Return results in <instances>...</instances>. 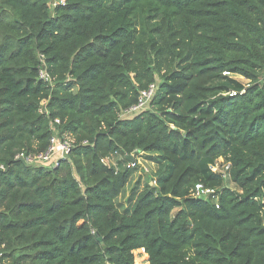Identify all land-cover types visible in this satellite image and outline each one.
Wrapping results in <instances>:
<instances>
[{
	"label": "trees",
	"instance_id": "obj_1",
	"mask_svg": "<svg viewBox=\"0 0 264 264\" xmlns=\"http://www.w3.org/2000/svg\"><path fill=\"white\" fill-rule=\"evenodd\" d=\"M50 1L0 0L5 264H134L139 249L142 264H264V0ZM227 73L244 92L222 91ZM151 83L149 108L121 117ZM56 130L73 138L57 166L15 159ZM135 150L158 168L121 211L129 171L101 159ZM219 158L226 178L207 168Z\"/></svg>",
	"mask_w": 264,
	"mask_h": 264
},
{
	"label": "built area",
	"instance_id": "obj_2",
	"mask_svg": "<svg viewBox=\"0 0 264 264\" xmlns=\"http://www.w3.org/2000/svg\"><path fill=\"white\" fill-rule=\"evenodd\" d=\"M65 0H51L48 5L50 7H55L57 4H64ZM40 78H42L45 81H49L48 74L44 71V69H40L39 71ZM157 91V84L151 83L148 85L147 88L142 89L139 91V95L137 98L136 103L128 107L127 109H124L120 112V116H126L129 114H135L142 110H146L149 108V103L151 102L152 98L155 96ZM244 92V91H241ZM236 92H233L234 95ZM45 103L46 101L43 100L40 103L39 106V112L43 113L45 112ZM55 123L58 124L59 121L55 120ZM73 146V138L72 136L65 134V133H59L57 130L52 133L49 145L47 149H45L42 152H30L26 150H21L15 155L16 160H21L24 164L27 165H36V166H42L45 168H53L57 166L59 160L65 158L67 154L69 153L70 149ZM132 152L130 155L123 154V156L126 158L125 168L126 169H132L136 166V162L131 160L129 157L133 156ZM121 154V152H116L114 154H111L110 156H107L101 161L107 165L108 167L112 166L115 168V170H118L116 168V163L112 161V158L117 155ZM111 163V164H109ZM229 163L224 164V171H222L223 177L226 178L227 170L229 168ZM5 166L3 164H0V170H4ZM219 189L215 187H204L202 184H196L193 188L191 194L194 197L201 198L203 200H209L213 202L218 207V197H219ZM142 253H145L143 249H140ZM134 264H142L141 260L134 253Z\"/></svg>",
	"mask_w": 264,
	"mask_h": 264
},
{
	"label": "rangeland",
	"instance_id": "obj_3",
	"mask_svg": "<svg viewBox=\"0 0 264 264\" xmlns=\"http://www.w3.org/2000/svg\"><path fill=\"white\" fill-rule=\"evenodd\" d=\"M263 76L264 70L261 77ZM218 85L223 89V92L227 94H233V92H241V90L243 91V89L248 86V80L241 75L227 73L226 78L223 81L219 82ZM133 156L134 157L130 156L129 158L136 162V166L132 169H128L129 182L123 189L122 193L116 199L117 207L121 211L129 208L130 202H132V200L130 199L133 198V195L135 193L144 188L147 183H149L150 185L154 184L155 173L158 168L156 158L152 157L154 156L153 154L135 150ZM112 161L116 163V168L118 170H126L125 163L127 160L122 153L115 155L112 158ZM224 164V160L219 158L216 162H209L207 168L209 171L221 173L222 171H224ZM225 183L230 188L234 189V186L233 184H231V182L225 180ZM136 254L141 260V263L146 261L147 255L145 253H142L140 249L135 251V255ZM7 262H9L8 258H2V256H0V264H5Z\"/></svg>",
	"mask_w": 264,
	"mask_h": 264
},
{
	"label": "water",
	"instance_id": "obj_4",
	"mask_svg": "<svg viewBox=\"0 0 264 264\" xmlns=\"http://www.w3.org/2000/svg\"><path fill=\"white\" fill-rule=\"evenodd\" d=\"M18 161L22 162L21 160H18ZM98 238H99V240H100V237H98Z\"/></svg>",
	"mask_w": 264,
	"mask_h": 264
}]
</instances>
